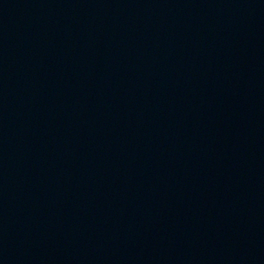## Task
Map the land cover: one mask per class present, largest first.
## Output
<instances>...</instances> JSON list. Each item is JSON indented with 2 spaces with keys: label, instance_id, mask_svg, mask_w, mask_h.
<instances>
[{
  "label": "water",
  "instance_id": "water-1",
  "mask_svg": "<svg viewBox=\"0 0 264 264\" xmlns=\"http://www.w3.org/2000/svg\"><path fill=\"white\" fill-rule=\"evenodd\" d=\"M0 264H264V0H0Z\"/></svg>",
  "mask_w": 264,
  "mask_h": 264
}]
</instances>
